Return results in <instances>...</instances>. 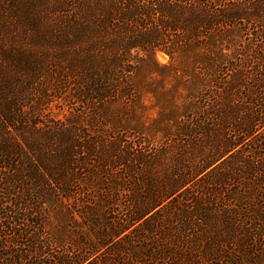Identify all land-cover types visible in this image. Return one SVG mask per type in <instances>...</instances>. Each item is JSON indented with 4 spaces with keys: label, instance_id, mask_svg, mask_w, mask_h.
<instances>
[{
    "label": "trees",
    "instance_id": "obj_1",
    "mask_svg": "<svg viewBox=\"0 0 264 264\" xmlns=\"http://www.w3.org/2000/svg\"><path fill=\"white\" fill-rule=\"evenodd\" d=\"M1 4L0 264H264V0Z\"/></svg>",
    "mask_w": 264,
    "mask_h": 264
},
{
    "label": "rangeland",
    "instance_id": "obj_2",
    "mask_svg": "<svg viewBox=\"0 0 264 264\" xmlns=\"http://www.w3.org/2000/svg\"><path fill=\"white\" fill-rule=\"evenodd\" d=\"M9 1H11V3L13 4H17V8L20 9V11L31 12L32 14L37 15V14L44 13L45 10L50 7L49 3L51 0H9ZM0 6H2L1 0H0ZM155 57L159 63H167L169 61V57L163 52H159V51L156 52ZM43 61L45 62L46 60L44 59ZM67 111H68L67 105L60 102V100H56V99L54 100L53 98H51V100L48 101L47 103V106L43 112V115L47 117L48 119H52L49 117H54L55 115L58 117H62V115L67 114ZM42 120H43V117H42ZM165 264H174V263L170 259Z\"/></svg>",
    "mask_w": 264,
    "mask_h": 264
}]
</instances>
